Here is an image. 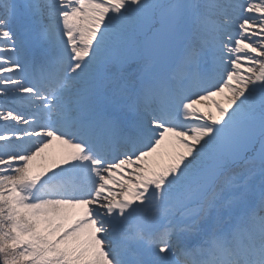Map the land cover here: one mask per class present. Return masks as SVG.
<instances>
[{"label":"snow or ice","instance_id":"1","mask_svg":"<svg viewBox=\"0 0 264 264\" xmlns=\"http://www.w3.org/2000/svg\"><path fill=\"white\" fill-rule=\"evenodd\" d=\"M0 264H264V0H0Z\"/></svg>","mask_w":264,"mask_h":264},{"label":"rangeland","instance_id":"2","mask_svg":"<svg viewBox=\"0 0 264 264\" xmlns=\"http://www.w3.org/2000/svg\"><path fill=\"white\" fill-rule=\"evenodd\" d=\"M216 99H218V100H219V99H221V97H216Z\"/></svg>","mask_w":264,"mask_h":264}]
</instances>
